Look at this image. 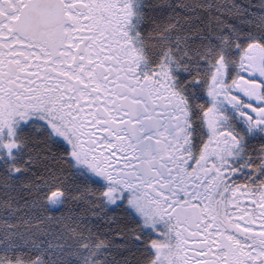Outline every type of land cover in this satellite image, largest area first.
Returning a JSON list of instances; mask_svg holds the SVG:
<instances>
[{"label":"snow or ice","instance_id":"6c2138e0","mask_svg":"<svg viewBox=\"0 0 264 264\" xmlns=\"http://www.w3.org/2000/svg\"><path fill=\"white\" fill-rule=\"evenodd\" d=\"M0 264H264V0H0Z\"/></svg>","mask_w":264,"mask_h":264}]
</instances>
